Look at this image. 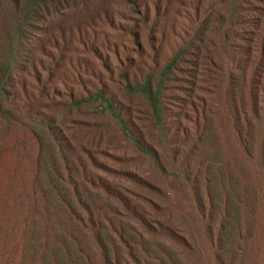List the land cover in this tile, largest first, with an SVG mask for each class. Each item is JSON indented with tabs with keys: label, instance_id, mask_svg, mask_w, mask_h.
<instances>
[{
	"label": "trees",
	"instance_id": "obj_1",
	"mask_svg": "<svg viewBox=\"0 0 264 264\" xmlns=\"http://www.w3.org/2000/svg\"><path fill=\"white\" fill-rule=\"evenodd\" d=\"M116 145L138 158H97ZM162 180L206 264H245L264 207V0H0V264H187Z\"/></svg>",
	"mask_w": 264,
	"mask_h": 264
},
{
	"label": "rangeland",
	"instance_id": "obj_2",
	"mask_svg": "<svg viewBox=\"0 0 264 264\" xmlns=\"http://www.w3.org/2000/svg\"><path fill=\"white\" fill-rule=\"evenodd\" d=\"M100 3V2H99ZM97 4V6L99 5ZM98 139H96V142ZM103 142V141H102ZM99 140L98 143L102 144ZM96 146V145H94ZM102 146V145H101ZM117 146V145H116ZM98 148V146H96ZM117 149H109L107 148L105 152H107L108 156L99 155L101 161L107 162L109 167H113L112 163L107 159L103 158H138L135 155L131 154L130 149L122 148L119 146ZM230 148V146H229ZM224 149H227V146H224ZM238 158V157H234ZM131 168L136 170L139 174H143L144 177H153L154 175L151 172L150 165L147 162L139 161L136 165H133ZM119 184H124L123 181H116ZM161 184V188L170 194V196L174 199L173 204H166L164 202V206L168 205L169 212L166 215L165 219L172 223L176 228H180L182 232H184L187 236H192L195 240L196 252L186 259L187 264H206V244L202 238L200 224L196 216L192 213L191 207L189 206L188 199L180 192L179 188L174 186L168 181H159ZM5 191V186L2 185L0 187V194ZM257 229L254 232L253 239L250 242V246L247 249V256L245 264H259L261 258L264 253V207L261 209L258 215Z\"/></svg>",
	"mask_w": 264,
	"mask_h": 264
}]
</instances>
